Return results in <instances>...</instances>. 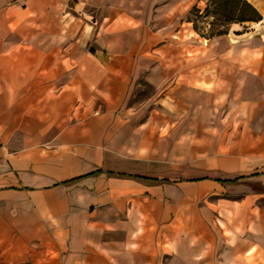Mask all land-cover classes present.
Here are the masks:
<instances>
[{"label": "crops", "instance_id": "crops-1", "mask_svg": "<svg viewBox=\"0 0 264 264\" xmlns=\"http://www.w3.org/2000/svg\"><path fill=\"white\" fill-rule=\"evenodd\" d=\"M37 1L0 0V264L55 261L64 246L65 264H154L160 239L179 264H264V32L203 44L184 0H49L97 15L56 11L37 31L53 43L11 45ZM247 1L264 21V0ZM140 82L154 93L127 105ZM219 99L257 118L243 130L258 134L257 165L199 155L186 135Z\"/></svg>", "mask_w": 264, "mask_h": 264}, {"label": "rangeland", "instance_id": "rangeland-1", "mask_svg": "<svg viewBox=\"0 0 264 264\" xmlns=\"http://www.w3.org/2000/svg\"><path fill=\"white\" fill-rule=\"evenodd\" d=\"M199 1V4H198ZM206 1V0H205ZM200 2V0H184L183 1V7L186 11V18L189 19L193 23V28L195 31L199 34V36L202 37L201 42L205 44L204 38L214 37L215 35H218L220 32H226L227 30L231 28H242L251 34H255L257 32H264V21L257 23V21H246V22H232L230 20H226L225 16L220 13H215L213 8L214 5L211 4L210 0H207L206 2ZM54 9V11H51V9ZM65 9H71L68 8V6L63 5L61 3L54 2V5L50 4L49 0L40 1L38 0L35 5H32V10L29 12V20H26V22L21 23L20 25L13 24L11 25L12 28L16 31L15 33H12L14 36H11L9 38L11 45H17L18 43L27 45V48H31V45L35 43H39V40L41 41V44L47 45L50 44L51 41L53 43V39L49 36H37V31L40 28L43 29H49L50 25H53V18L56 15V11H58V15L61 14L62 11ZM85 11V14L87 13H93V15H97L96 12V5L86 4L85 6L79 5L76 6L73 11L74 15H78L82 11ZM31 13V14H30ZM223 13L228 16H233V7L226 6L223 10ZM85 18L91 21V18L87 17L82 14ZM231 23H236V25L230 26ZM239 23V24H238ZM239 26V27H238ZM185 30L186 38H188L189 35L193 34L191 29L189 28L188 24L185 25L183 28ZM24 34V35H23ZM18 35H22V37H18ZM198 36V35H197ZM18 38H22V41H18ZM57 43L63 44L65 43V38L63 37H57ZM40 44V43H39ZM198 49L190 48L187 49V53L194 54ZM154 93V87L151 85L146 84L145 82H140L138 86H135L132 89V94L129 98L127 105H141L144 101V99L152 95ZM234 102V103H233ZM230 102L225 100H217L214 102V105L210 109H203L199 112V117L197 118V125L200 127L199 132H193L188 131L186 132V135L191 138V140L195 139L198 141L200 140L202 147L198 149L197 153L199 155H214V156H240L238 158L242 159V162L245 163V166H255L257 165V153H258V147L257 145H254V142H257V133H247L243 130L250 127L251 125L254 126L258 123L257 118L248 117L245 115L246 110L244 111V108L240 105L241 103L237 100ZM217 104V105H216ZM229 105L231 108H226L225 105ZM71 110L74 111L76 115L80 114V106H77V104H74L71 107ZM231 112L233 115L226 116L227 113ZM187 124L186 128L187 130L191 129V125L189 123H193V117H186ZM97 217L99 218H107L110 221L111 224H113L114 221V214L113 213H101L98 212ZM95 215V216H96ZM123 217V219H126L127 213H121L118 214ZM128 237L121 238V241L127 242ZM106 241H110L111 238L107 236ZM162 241V242H161ZM159 244L155 245V253L157 256H160L159 260H156L154 264H179L177 260V252L176 245L174 247H171V244L169 240L163 241L162 239L159 240ZM103 246V245H101ZM44 248V246H43ZM130 248H133L128 243H126L125 246H123V250L129 251ZM164 248H167L165 250V253L160 252V250H164ZM171 248V249H169ZM54 249V247H53ZM98 246L92 245L90 246V252H97ZM115 246L107 245L105 251H98L100 254L104 252L106 254V258L111 257L115 252ZM84 252H89L85 250ZM114 252V253H113ZM209 253V252H203V254ZM56 254L57 260L50 261V258L47 259H38L36 258L34 261L31 260V258L23 264H65V254L66 249L64 246L63 251H56L50 253V255ZM92 254V253H89ZM160 254V255H159ZM216 255V253H214ZM209 255V254H208ZM94 257V256H93ZM112 264V262L107 261L106 264ZM94 264V262H92Z\"/></svg>", "mask_w": 264, "mask_h": 264}, {"label": "trees", "instance_id": "trees-1", "mask_svg": "<svg viewBox=\"0 0 264 264\" xmlns=\"http://www.w3.org/2000/svg\"><path fill=\"white\" fill-rule=\"evenodd\" d=\"M210 2L214 5L213 10L215 13L223 14L226 20L232 22L259 21L261 19L259 11L247 0H210ZM228 5L233 7V16H228L223 13L224 8ZM222 33L224 32H220L219 34ZM135 176L141 177L138 175Z\"/></svg>", "mask_w": 264, "mask_h": 264}]
</instances>
